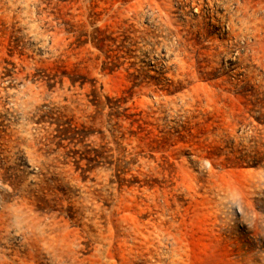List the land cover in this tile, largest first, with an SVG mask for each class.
I'll list each match as a JSON object with an SVG mask.
<instances>
[{
	"label": "rangeland",
	"instance_id": "obj_1",
	"mask_svg": "<svg viewBox=\"0 0 264 264\" xmlns=\"http://www.w3.org/2000/svg\"><path fill=\"white\" fill-rule=\"evenodd\" d=\"M0 264H264V0H0Z\"/></svg>",
	"mask_w": 264,
	"mask_h": 264
}]
</instances>
